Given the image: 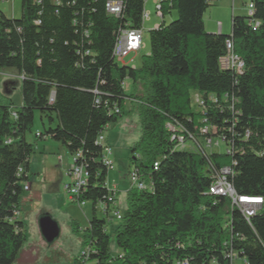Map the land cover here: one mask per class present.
I'll return each mask as SVG.
<instances>
[{
  "label": "trees",
  "instance_id": "obj_1",
  "mask_svg": "<svg viewBox=\"0 0 264 264\" xmlns=\"http://www.w3.org/2000/svg\"><path fill=\"white\" fill-rule=\"evenodd\" d=\"M19 1L18 17L0 9V71L22 78L19 107L0 95V264H13L26 240L20 214L34 146L25 135L36 111L48 124L38 138L59 142L71 155L81 152L88 180L79 199L91 204L82 229L87 261L264 264V0H251V16L233 15L228 35L205 30L203 13L216 0H161V22L148 31V53L135 68L120 64L113 48L121 31L140 28L143 0H116L118 16L106 11L108 0ZM227 39L244 62L240 73L218 65ZM192 91L201 97L198 111ZM126 101L140 118L129 169L148 188L129 189L120 211L96 139L117 122ZM168 122L184 128L182 148ZM206 138L222 141L224 151L206 146ZM222 167L230 168L227 180L238 196L263 199L248 221L228 198L209 193ZM114 210L121 219L112 257L106 226Z\"/></svg>",
  "mask_w": 264,
  "mask_h": 264
},
{
  "label": "rangeland",
  "instance_id": "obj_2",
  "mask_svg": "<svg viewBox=\"0 0 264 264\" xmlns=\"http://www.w3.org/2000/svg\"><path fill=\"white\" fill-rule=\"evenodd\" d=\"M0 9L8 17H18L20 15V1L0 2ZM145 9L150 13V20L144 23L142 29V39L146 49L134 56L135 62L140 61L142 54L149 50L148 31L155 22H161L150 1L146 3ZM234 10L246 15V7L239 0H236ZM232 11L230 0H217V2L210 4L203 17L205 27L208 28V22H211L214 28L213 31H207L205 28L206 32L217 33L218 26L216 24L217 21H220L223 23L221 33L230 34ZM212 12L214 14L213 20H211ZM173 17L174 14L171 17L165 16L164 23H169ZM131 57L132 54L125 57L120 64L131 63L134 65L135 62L129 61ZM131 83V80L125 81L124 87L128 94L132 91ZM21 84V76L14 71H0V95L9 97L14 108L21 104ZM190 97L192 110L198 111L193 98V91L190 93ZM47 127L46 121L41 120L36 111L31 131L25 135L26 140L34 146V152L29 158V184L31 188L27 192L28 201L24 203L25 207L20 214L24 219L26 240L13 264H78L76 260L86 248L83 244L82 229L86 227L88 218L91 217V204L87 203L83 208H80L68 199L64 187L70 181L66 172L71 167L73 160L67 149L59 142L46 136L44 138L35 136L36 132L44 134ZM103 133L105 139L109 140L112 149L110 159L113 162V168L109 170L107 185L109 189L117 188L118 205L120 210H124L126 208V194L130 189V180L127 174L130 168V147L140 136V118L136 111L131 109L128 101L125 102L123 113L117 122L108 125ZM43 146H45V150ZM212 150L222 152L224 146L220 144L219 147H213ZM45 214L50 216L59 226V236L49 243L43 239L38 228V220ZM96 215L98 217L103 216L98 211ZM119 223L120 221L112 218L108 220L106 226L110 238L108 249L112 257L118 253L113 241V234ZM239 262V260H235L233 264H239ZM85 264H96V262L88 260Z\"/></svg>",
  "mask_w": 264,
  "mask_h": 264
},
{
  "label": "built area",
  "instance_id": "obj_3",
  "mask_svg": "<svg viewBox=\"0 0 264 264\" xmlns=\"http://www.w3.org/2000/svg\"><path fill=\"white\" fill-rule=\"evenodd\" d=\"M160 1L161 0H153L155 13L158 17H160V13H159ZM246 1H247L246 11L248 16H251L253 13V3L251 0H246ZM146 2L147 0H143L144 5ZM144 5H143V11L141 13L140 28L121 31V33L117 37L116 43L113 48V55L118 62H121L131 52H135L141 49V47L143 46L142 43L143 24L150 17L149 12L145 11ZM121 6H122L121 2L116 0H108L105 3L106 11L114 16L119 15V13L121 12ZM249 22L252 23L250 19ZM256 25L257 23H255V26ZM220 27H221L220 23H218V30H220ZM218 65L223 70L234 69L238 73L242 72V70L244 69V62L237 54L233 52L232 42L229 39L225 41V53L218 58ZM123 85H125V82ZM193 98L195 100V104L197 105V107H200L202 105L200 95L197 92H194ZM166 128L169 130V132H171V140H175L178 147L182 148L183 146H185V133H184V128L181 125H179L178 123L168 122L166 124ZM200 131L205 133L207 131V128H202L200 129ZM35 136L40 137V134L36 132ZM188 137L191 138L190 135ZM221 142L222 141L214 142L211 138H206L205 140V144L208 147H212V146L217 147ZM96 143L102 147V156H101L102 164L107 168L108 171L111 170L113 168V162L110 159L112 149L107 144V141L103 133H100L97 136ZM70 156L73 160V163L71 167L67 169L66 172L70 178V181L65 185L64 190L67 194L68 199L72 203H75L77 206L82 208L83 206H85V202L79 199V193L81 190H84L86 188L88 173L82 161H80L81 159L80 151L72 155L70 154ZM59 158L62 157L59 156ZM153 167L154 169H156L157 163H154ZM230 173L231 170L229 167H222L219 169V171H214L213 172L214 180L209 187V193L228 198L230 200L231 206L238 209L245 218V220L248 221L249 218L252 217L257 212L259 207L262 205L263 199L260 197L238 196L235 193L234 189L232 188L231 184L227 180V175H229ZM127 174L130 180V189L144 190L148 188L147 185L137 176L134 169L132 168L129 169ZM23 189L25 191L29 190V186L27 183L24 185ZM101 209H104V207L101 206ZM13 215H14L13 217L19 216V212L15 211ZM111 215L118 221L121 219V213L119 212V210L111 211ZM80 259H81L80 264H85L87 262L88 259L87 247L85 248V251L80 254Z\"/></svg>",
  "mask_w": 264,
  "mask_h": 264
},
{
  "label": "crops",
  "instance_id": "obj_4",
  "mask_svg": "<svg viewBox=\"0 0 264 264\" xmlns=\"http://www.w3.org/2000/svg\"><path fill=\"white\" fill-rule=\"evenodd\" d=\"M148 1H150L151 2V4L154 6V2H153V0H147V2ZM231 1V4H232V8H233V11H232V14H231V17L233 16V15H244V13L242 14V13H238V11H235L234 10V7H235V2H236V0H230ZM241 3H242V5H243V0H239ZM146 2V3H147ZM214 3L215 2H217V0L216 1H213ZM213 2H211L210 4H212ZM146 3H145V5H146ZM145 5H144V9H145ZM237 5V4H236ZM145 11H146V9H145ZM147 12H148V10H147ZM150 14V13H149ZM203 16H204V13H203ZM202 16V18H203V23H204V17ZM214 19V14H213V12L211 13V20H213ZM150 20V17H149V19L147 20V21H149ZM146 21V22H147ZM218 23H220V30H218L217 29V33L219 32V31H221V28H222V26H223V23L222 22H220V21H217V24ZM159 23H157V22H155L152 26L153 27H151V29L152 28H154L155 26H157ZM216 24V26H218ZM144 25V24H143ZM204 27H205V23H204ZM206 28V27H205ZM213 28H214V25L211 23V22H208V28H206V30L207 31H213ZM142 43H143V46L141 47V49H139V50H137V51H135V52H131L129 55H131L132 54V57L129 59V61H131V62H135L134 60V56H137L140 52H142L143 50H145L146 49V46H145V44H144V42H143V39H142ZM148 52H145V54H147ZM128 55V56H129ZM130 66H132L133 68H135V67H138L139 66V64H140V61H138V62H135V64L134 65H132L131 63H128ZM106 141H107V144L109 145V146H111V144H110V142H109V140L108 139H106ZM37 149H39L38 147H37ZM43 149L45 150V146H43ZM45 159V158H44ZM29 165H30V159H29V164H28V181H27V184H28V186H29V190H27L26 191V195H25V197L23 198V202L24 203H26L27 201H28V198H27V192H29L30 191V188H31V186H30V182H29V177H30V175H29ZM109 173V172H108ZM107 177H108V175H107ZM115 189H117V188H115ZM117 192L118 191H116V199H117ZM117 205H118V200H117ZM83 208V207H82ZM118 208H119V205H118ZM119 210H120V208H119ZM121 211V210H120ZM90 218L91 217H89L88 218V222H89V220H90ZM20 219L23 221L24 219L20 216ZM88 222H87V224H88ZM23 229H25V227H23Z\"/></svg>",
  "mask_w": 264,
  "mask_h": 264
},
{
  "label": "water",
  "instance_id": "obj_5",
  "mask_svg": "<svg viewBox=\"0 0 264 264\" xmlns=\"http://www.w3.org/2000/svg\"><path fill=\"white\" fill-rule=\"evenodd\" d=\"M53 96L54 92L52 93V98ZM38 228L41 236L48 243L53 242L59 236L58 224L46 214L38 220Z\"/></svg>",
  "mask_w": 264,
  "mask_h": 264
}]
</instances>
